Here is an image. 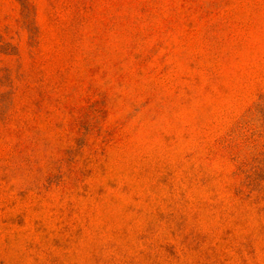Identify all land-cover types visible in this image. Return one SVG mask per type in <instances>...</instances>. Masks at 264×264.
<instances>
[{
    "label": "rangeland",
    "instance_id": "obj_1",
    "mask_svg": "<svg viewBox=\"0 0 264 264\" xmlns=\"http://www.w3.org/2000/svg\"><path fill=\"white\" fill-rule=\"evenodd\" d=\"M0 264H264V0H0Z\"/></svg>",
    "mask_w": 264,
    "mask_h": 264
}]
</instances>
